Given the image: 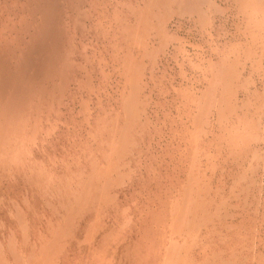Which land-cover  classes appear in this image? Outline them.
<instances>
[{
    "label": "bare ground",
    "instance_id": "bare-ground-1",
    "mask_svg": "<svg viewBox=\"0 0 264 264\" xmlns=\"http://www.w3.org/2000/svg\"><path fill=\"white\" fill-rule=\"evenodd\" d=\"M232 1L238 22L234 35L241 34L242 40L235 38L221 49L216 62H208L203 90L196 93L192 85L184 93L185 102L176 107L190 127L183 124V146L165 148L166 162L160 166L148 151L151 132L159 130L155 121L151 123L156 118L147 110L148 98L140 95L147 79L144 57L154 64L171 41L166 28L173 13L187 16L202 31L211 28L219 11L215 0H0V211L5 193L18 196L0 216V230L7 229L0 232V264H231L218 253L208 255L210 246L201 237L206 235L201 227L213 217L205 207L209 186L201 168L213 137L218 139L216 146L224 141L232 162L258 139L252 129L257 119L252 120L249 110L244 122L226 124L238 116L230 100L239 88L247 99L252 92L255 99L261 94L256 104L264 106V0ZM181 23H175L178 30ZM152 28L162 41L149 50ZM176 49L183 50L181 44ZM248 59V74L255 71L257 79L248 76L241 81L237 66L244 70ZM193 66L198 70L199 65ZM96 74L101 75L97 86L92 81ZM112 76L114 93L106 89ZM151 77L152 72L149 81L155 78ZM87 87L89 100L92 93L97 95L94 106L78 95ZM213 111L215 121L209 119ZM60 122L67 125L61 140ZM146 127L151 129L148 133ZM212 161L213 157L205 166L214 167ZM244 175L245 171L233 176L234 183ZM126 187L138 191L143 200L131 209L133 217L126 215L115 228L125 231L121 238L126 240L135 233L134 241L127 240L115 257L118 247L112 242L117 238L102 232L103 249L91 250L89 242L102 226L99 214L107 212V204L116 203L117 193ZM196 246L200 251L194 253Z\"/></svg>",
    "mask_w": 264,
    "mask_h": 264
},
{
    "label": "rangeland",
    "instance_id": "rangeland-1",
    "mask_svg": "<svg viewBox=\"0 0 264 264\" xmlns=\"http://www.w3.org/2000/svg\"><path fill=\"white\" fill-rule=\"evenodd\" d=\"M215 2H216V6L219 7V11L216 12L217 14L215 13V17L213 16L215 23L213 24L211 28L208 27L207 29L202 31L199 24L195 23L194 25V22L189 21L190 19H187L188 18L187 16L179 17L178 15L173 13L172 15H170L171 17L169 18L167 22V28H166V31H167L166 34H168L169 37H172L171 41H168L166 46H164L163 52H160L155 57L154 64L152 65L150 64V62L152 61L150 60V58L144 57L146 58L145 60L148 66L147 69L144 70L147 79L144 80L140 95L142 96V98L143 97L148 98L149 107L147 110L150 112V115L152 117L155 116L156 118V119L151 118V123L155 121L157 124L156 126L159 130L157 134H155L154 131L151 132V135H154L155 139L153 138L151 141L147 140L148 142H151L149 145L148 151L150 152V154L152 155L154 154L157 160V163L160 164V166H163L162 163L166 162V159H164V161L162 160L163 159L162 157L166 155L164 151L165 148H169V147L171 149H173V147L176 148V146H178V143L180 147L183 146L182 143L184 142L182 140L179 141V138L182 135L181 130L183 129V124H187L190 127L189 119L186 117V115L181 114L179 112L180 110L177 109V107H179L180 109V105L183 104V102H185L184 93L189 92V90L191 89L190 87H192V85H193L192 91L196 93L197 91L199 92V90L200 91L203 90L204 87L207 85V81H206L207 79L203 78L202 74L203 73L209 74V72H207L208 62L210 60L216 62L217 61L216 58H218L222 54L223 50L221 51V49H223V47H227V45L229 47L232 41H236L237 38L242 40V38L240 37L242 36L241 34H239L240 36L234 35L236 34L235 24L238 23L236 22V19H235L236 12L234 10L236 9L235 7H233L234 1L232 0H217L216 1L215 0ZM224 15H226L227 17H225ZM179 19H181L182 21L181 23L182 26L181 28L179 27V30H178L175 23ZM155 22H156V19H155ZM219 27L220 29H218ZM189 28H191V30ZM209 30L210 32H213L212 33L214 34L213 36H207V35L205 36L206 34L205 32ZM221 30L224 31V33ZM150 31H151L150 36L149 35L147 36V42L149 43V50L160 46L161 41H162L161 34L157 33V31H155V28H152ZM215 32L217 33L219 32L221 33V36L223 35L224 36L217 38L215 36V34L217 33ZM229 36L232 38H230ZM206 39H207V42H206ZM211 40H213L215 43L210 42ZM210 43L212 45H210ZM179 44H181V47L183 50L180 52H177L178 50L176 49V47ZM215 47H217L218 50H213V48ZM209 48H212V49L209 50ZM183 61L185 63H182ZM201 62L203 65L201 64ZM188 63L189 65H187ZM193 65H197V66L199 65L198 70ZM245 65L246 67L244 70L242 69L241 64H238L237 66L239 67L238 69L241 71V81L247 78L248 76L251 79L252 77L254 79L255 78L257 79V73L255 71H253V76L248 74L250 67H251L250 59H248V61L245 62ZM202 67H204V69ZM262 67L264 69V64L262 65ZM151 72H152L151 78H153L154 76L155 78L149 81ZM191 73H192V77L190 75ZM195 73L196 75H194ZM100 77L101 75L99 74H96L92 77V81L95 83L94 84L95 86H97V81L100 80ZM111 78L113 80L111 81L110 84H108V87L106 89H108L110 93L112 92L114 93L116 80L114 76H112ZM178 82H180V84ZM118 84L121 85V83H118ZM168 85L169 86L171 85V86L169 87ZM173 85H177V86L175 87ZM181 87H182V90H181ZM256 89H258L259 93H261L260 91L262 90H261L260 85L256 86ZM241 90H243V88H239L236 95L233 98H231V100L229 99L232 103L236 104V110H235L236 113L235 112L233 113L237 114L238 116H233L232 117L233 119H230L231 121L228 120L226 124L231 127L238 120H242L244 122V120L246 119L244 112L249 110V115L252 113V116L250 115L253 118L252 120L255 121L257 119L255 123L253 124L252 129L255 131L256 135L258 136V139L256 141L251 142L248 152L245 155L243 154V156H241L239 159H237V161H239V164L237 161L232 162L231 160L232 156L230 157L229 155L230 153L227 150L228 147L225 145L224 141L221 142L219 146L218 145L216 146L214 143L217 142L218 139H216L215 137L211 139L209 145L206 148V151H209V155L208 157L204 156L203 161L206 164L208 160H210L213 157L212 164L214 165V167H207L204 164L201 170H203L204 176H206L205 179H207L206 182L209 186L208 195L205 196L206 197L205 207L206 209L210 210L208 216L211 217L213 215V217L211 218L212 220L207 221L205 223L206 225L201 227L202 231L206 230L205 237H203L204 235H202L201 237L202 239H204V242H205L204 245L208 243L210 246L206 248V251L209 252L208 255H212L211 254L212 252H214L215 254L218 253V256L222 257L223 259H227L226 261L230 262L231 264H235V263L236 264H264V172H263L264 171V106L263 107L261 106L262 109L260 110L261 107L257 106L259 104H256V103H260L261 94L257 93L259 94L258 98L255 99L256 94L252 92L249 95V98L247 99V94ZM74 91L76 92L78 90L74 89ZM87 93H89V87L83 88L82 90L79 89L78 91V95H82V97L85 98V101L86 99L89 100L87 98ZM95 97L97 98V95L92 93V96L90 97V100L88 103L92 105L93 103L96 104L97 99H95ZM233 99H236V100H233ZM246 103H248L247 106L244 105ZM255 106L256 108H254ZM72 108L74 112L77 113V110H78L77 105H74ZM215 116L216 114L213 111L212 114L209 116V119L212 121H215L216 119ZM258 119H261L259 121L260 123L256 124ZM70 125L71 124H69V127ZM59 126L61 127V133L59 134L58 139L61 140L62 134H64L67 129V125L64 124L63 122H60ZM150 127L153 130V126H150ZM150 127L148 128L146 127L144 131L148 133V131L151 130ZM217 128L218 127H216V130ZM207 134H210V133H207ZM148 137L149 135L145 136V141ZM207 137H212V135L210 134V136H207ZM157 140H159L160 144L156 143ZM170 142H171V145H170ZM60 144L56 145L58 149H61ZM146 150L147 148H144L143 152H145ZM254 153H257V155H254ZM162 154L164 155L162 156ZM167 160H168V157H167ZM173 171L174 170H172V172ZM244 171H245L244 178H242L238 183H234L235 178H233V176L242 174ZM163 179L164 181L166 180V178H163ZM8 194L10 195L8 196ZM8 194L5 193L4 196L1 198V200L3 201H2V211H0V216L2 217L4 216L5 209L8 206V203L10 204L12 200L18 197L15 193L14 194L8 193ZM116 197L118 198V201L114 203L113 205H110V203H108L106 206L107 212L101 213V216L99 214L98 217H100L101 224H102V226L99 228L100 233H96L92 241L89 242V244L92 245V248H90L91 250L95 248L97 249L99 248V250H102L104 247V244L100 240L102 232H108L109 234L110 233L114 234L115 236H111V237L117 238V239L114 242H112V245L113 247H116V246L118 247L115 252V257H117V255L119 254L121 255L120 253L121 247L124 244H127V240L132 238L131 241H134V238H135L134 237L135 233H133L132 237L127 238V240L121 238L122 234H124L125 231L119 232L118 229L115 228L117 227L116 224L118 221L119 223H121L126 215H128V217H133L131 213H134V211L131 209L136 205L137 203L136 201L139 202V200L141 199L143 200V198L138 193V191L134 192L133 190H130V187H126V190H124L121 193H117ZM129 205H133V206L129 207ZM89 215H93V212L90 213ZM89 215L87 219L82 221V226L87 225V220L89 218ZM2 217L0 218V225H1V221H4ZM206 219L208 218L206 217ZM42 222H44V219H42ZM7 224L10 225L9 223ZM4 230L7 231L6 228ZM4 230H0V232H3ZM84 231H86V229L82 230L83 233ZM83 235L84 234L80 236V239L84 242ZM199 251H200V247L196 246V248L194 249V253L199 252ZM86 253H87V250L84 251L83 256H86L87 255ZM107 259H110V258L108 257ZM113 264H116V263L113 261Z\"/></svg>",
    "mask_w": 264,
    "mask_h": 264
}]
</instances>
